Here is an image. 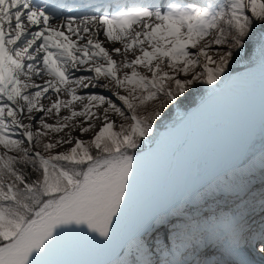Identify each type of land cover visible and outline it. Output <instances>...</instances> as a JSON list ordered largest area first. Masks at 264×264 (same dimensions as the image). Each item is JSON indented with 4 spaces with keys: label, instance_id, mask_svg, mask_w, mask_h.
Listing matches in <instances>:
<instances>
[{
    "label": "snow or ice",
    "instance_id": "obj_1",
    "mask_svg": "<svg viewBox=\"0 0 264 264\" xmlns=\"http://www.w3.org/2000/svg\"><path fill=\"white\" fill-rule=\"evenodd\" d=\"M253 69L264 0H0V264H61L41 258L63 245L107 253L91 264H264V147L243 188L225 174L138 202L173 109Z\"/></svg>",
    "mask_w": 264,
    "mask_h": 264
},
{
    "label": "bare ground",
    "instance_id": "obj_2",
    "mask_svg": "<svg viewBox=\"0 0 264 264\" xmlns=\"http://www.w3.org/2000/svg\"><path fill=\"white\" fill-rule=\"evenodd\" d=\"M224 85L223 90H219L203 103H199L180 128L173 133H168V129L163 131L157 141L146 149L144 171H153V173L160 171L148 184L147 190L141 187L138 193L140 204L152 203L163 198H166L163 201L174 204L184 192L196 186L197 184H194L196 165L199 157L210 148L215 137V127L222 120L233 117L234 109L244 100L258 98L256 107L248 116L254 122L252 133L257 130L264 117V76L257 69L234 75L233 79ZM191 171L194 177H191ZM174 188H177V195H174L176 192L173 191ZM136 211L137 206L133 205L130 212L135 214ZM81 250L87 249L78 245L56 246L48 256L41 259L44 262L55 261L63 264L67 260L72 261ZM105 259H107L106 252L89 250L88 261L85 264Z\"/></svg>",
    "mask_w": 264,
    "mask_h": 264
},
{
    "label": "rangeland",
    "instance_id": "obj_3",
    "mask_svg": "<svg viewBox=\"0 0 264 264\" xmlns=\"http://www.w3.org/2000/svg\"><path fill=\"white\" fill-rule=\"evenodd\" d=\"M105 47H111V45L107 46L106 44ZM115 58L119 59V57H115ZM35 82L42 83L40 78H35ZM78 91H81V90L78 89ZM61 98L64 99L66 97L62 96ZM257 101H258V98H255V100L250 99V100L242 101L241 104L234 109L235 112H234L233 117L236 116L234 119L230 120L227 123L220 124V123L225 122L228 119L233 118L230 116L231 118L230 117L226 118L225 120H222L221 122L218 123L220 124L219 125L220 132L218 134V130L216 126L215 136L217 134L218 135L213 139L212 147L210 148V150H208V152L205 155L201 156L198 161L197 180H195L194 184L199 185L200 181H204L202 179L205 175H211L210 179H215L221 173L226 172V171L228 172L230 168L235 167L240 162V160L243 159V157L247 154L249 144L252 141V139H249V138H250L251 129H253L252 127L253 124L249 121L248 118H245V117L247 114H249V112L252 109L256 107L255 104H257ZM42 103H44L47 106L48 101L43 100ZM74 107L77 110H79L81 106L79 102H77L74 105ZM241 107H243L242 110H241ZM239 110L241 111V113L238 115V113L240 112ZM69 114L70 113L68 112L67 109L65 108L61 109V113H60L61 116L69 115ZM45 119L48 123H55V120L51 117H46ZM80 119L82 118H79V117L76 118L77 121ZM24 122H27V121L25 120ZM69 128H71V122H70ZM259 128L264 131V119L261 122V125ZM68 131L69 129H65L63 133L52 134V135L54 136L58 135L62 137ZM245 133L247 134L245 135ZM74 134L80 135L78 132ZM91 135L92 133H88L82 136L81 138L87 139V138H90ZM242 144L244 145L243 149H241ZM213 170L214 172L212 173ZM154 173L152 172L148 175L147 174L144 175V182H147V181L149 182V180H152L154 178ZM206 183L207 181L204 182L202 185ZM200 186L198 187L201 188ZM174 195H177V192H175ZM187 195L188 193H185V197ZM218 196H222V193H218Z\"/></svg>",
    "mask_w": 264,
    "mask_h": 264
},
{
    "label": "trees",
    "instance_id": "obj_4",
    "mask_svg": "<svg viewBox=\"0 0 264 264\" xmlns=\"http://www.w3.org/2000/svg\"><path fill=\"white\" fill-rule=\"evenodd\" d=\"M235 68H237V69H242V64H241V65H235ZM198 97H199V94H196V95L193 97V100L196 102V100L198 99ZM193 104H194V103L189 104L188 107L180 106L179 110H183V111L186 112V111L188 110V108H189L191 105H193ZM165 111H166V110H165ZM178 115H179L178 110L173 109L172 115L169 117V119L167 120L166 123H168L169 120H170L171 118L178 119ZM166 123H165L164 127L166 126ZM162 128H163V127H161L160 129H162ZM160 129H158V131H159ZM154 131H155V128H154Z\"/></svg>",
    "mask_w": 264,
    "mask_h": 264
},
{
    "label": "water",
    "instance_id": "obj_5",
    "mask_svg": "<svg viewBox=\"0 0 264 264\" xmlns=\"http://www.w3.org/2000/svg\"><path fill=\"white\" fill-rule=\"evenodd\" d=\"M76 264V263H75Z\"/></svg>",
    "mask_w": 264,
    "mask_h": 264
}]
</instances>
